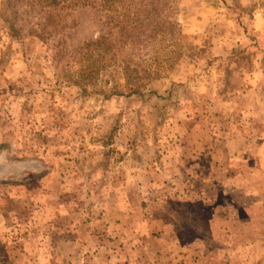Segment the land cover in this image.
I'll list each match as a JSON object with an SVG mask.
<instances>
[{
  "label": "rangeland",
  "instance_id": "1",
  "mask_svg": "<svg viewBox=\"0 0 264 264\" xmlns=\"http://www.w3.org/2000/svg\"><path fill=\"white\" fill-rule=\"evenodd\" d=\"M166 1L128 95L92 12L42 43L0 0V264H264V0Z\"/></svg>",
  "mask_w": 264,
  "mask_h": 264
},
{
  "label": "trees",
  "instance_id": "2",
  "mask_svg": "<svg viewBox=\"0 0 264 264\" xmlns=\"http://www.w3.org/2000/svg\"><path fill=\"white\" fill-rule=\"evenodd\" d=\"M9 8V31L14 37L25 34L42 43L63 39L74 27L73 11L92 12L90 20L97 28V37L84 46L92 58L90 67L102 68L119 63L125 75L128 95L139 93L148 82L160 77L158 45L168 42L175 47L179 36L176 22L167 14L166 0H4ZM64 12V13H62ZM154 50L158 67L144 68L133 64L137 53ZM175 53V51L173 52ZM109 57V59H108ZM143 58V57H142ZM106 62V63H102ZM148 67V66H147ZM110 94L123 96L115 89Z\"/></svg>",
  "mask_w": 264,
  "mask_h": 264
}]
</instances>
